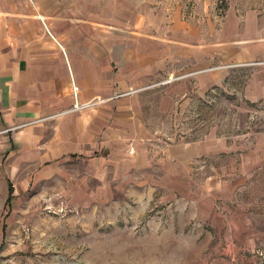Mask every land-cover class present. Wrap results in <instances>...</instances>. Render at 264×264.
<instances>
[{
    "label": "rangeland",
    "instance_id": "rangeland-1",
    "mask_svg": "<svg viewBox=\"0 0 264 264\" xmlns=\"http://www.w3.org/2000/svg\"><path fill=\"white\" fill-rule=\"evenodd\" d=\"M73 1L141 58L133 159L0 141V264H264V0Z\"/></svg>",
    "mask_w": 264,
    "mask_h": 264
},
{
    "label": "crops",
    "instance_id": "crops-1",
    "mask_svg": "<svg viewBox=\"0 0 264 264\" xmlns=\"http://www.w3.org/2000/svg\"><path fill=\"white\" fill-rule=\"evenodd\" d=\"M19 4L0 10V141L12 140L36 167L133 159L140 93L127 89L141 86L140 56L114 47L120 36L102 25L78 21L73 0Z\"/></svg>",
    "mask_w": 264,
    "mask_h": 264
},
{
    "label": "trees",
    "instance_id": "trees-1",
    "mask_svg": "<svg viewBox=\"0 0 264 264\" xmlns=\"http://www.w3.org/2000/svg\"><path fill=\"white\" fill-rule=\"evenodd\" d=\"M11 201H12V196L11 193L9 194L7 200H6V207H9L11 205Z\"/></svg>",
    "mask_w": 264,
    "mask_h": 264
}]
</instances>
